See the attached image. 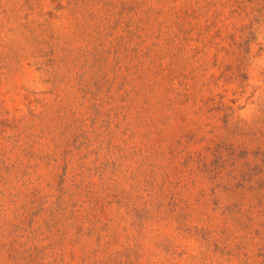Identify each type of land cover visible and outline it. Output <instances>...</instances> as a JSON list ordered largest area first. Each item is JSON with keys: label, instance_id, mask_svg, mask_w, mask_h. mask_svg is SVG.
<instances>
[{"label": "rangeland", "instance_id": "1", "mask_svg": "<svg viewBox=\"0 0 264 264\" xmlns=\"http://www.w3.org/2000/svg\"><path fill=\"white\" fill-rule=\"evenodd\" d=\"M0 264H264V0H0Z\"/></svg>", "mask_w": 264, "mask_h": 264}]
</instances>
